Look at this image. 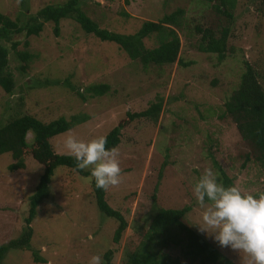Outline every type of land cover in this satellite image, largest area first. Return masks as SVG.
I'll return each mask as SVG.
<instances>
[{"label":"rangeland","instance_id":"rangeland-1","mask_svg":"<svg viewBox=\"0 0 264 264\" xmlns=\"http://www.w3.org/2000/svg\"><path fill=\"white\" fill-rule=\"evenodd\" d=\"M64 0H0V12L17 23L25 21L46 4ZM194 0H85L84 13L100 27L129 34L142 20L157 21L176 8L183 13L172 26L179 39V62L143 64L111 41L84 32L69 18L59 20L58 35L52 21L44 22L37 35L17 33L0 41L7 49V70L14 87L6 93L0 87V122L27 113L47 122L71 115L85 116L64 132L49 139L55 153L70 155L63 142L68 134L88 141L119 128L121 183L104 191L106 202L125 218L119 240L111 239L116 221L100 212L93 201L89 181L72 169L57 166L49 181L48 195L36 208L27 248H9L0 264H89L93 255L111 251V261L123 264L125 253L139 249L152 215L159 208L189 210L180 218L183 225L200 234L233 264H247L243 253L221 248L202 226V209L193 186L205 168L223 171L229 183L242 192L258 196L264 192V174L249 161L241 166L244 146L229 118L222 119L223 102L236 88L247 61L264 91V0H235L228 21L215 12L213 4ZM128 16L121 15V11ZM209 27L217 35L229 27L224 57L197 48L200 33L194 26ZM24 40L27 45H24ZM31 58L20 71V61L10 47ZM144 47L157 45L151 34ZM181 63H187L183 65ZM104 83L102 95L80 97L71 87L85 88ZM158 109V112L156 109ZM140 113L129 118L127 113ZM215 161L220 171L215 168ZM14 162L9 153L0 154V244L20 235L42 165L28 156L23 167L8 170ZM161 177L157 174L160 171ZM222 181V176L218 178ZM156 186V188H155ZM159 238V239H157ZM144 239V240H143ZM185 234L172 226L167 233L153 236L150 251L177 258L181 264L201 263L183 256ZM43 259L34 261L32 252ZM214 264H219L214 263Z\"/></svg>","mask_w":264,"mask_h":264},{"label":"trees","instance_id":"trees-1","mask_svg":"<svg viewBox=\"0 0 264 264\" xmlns=\"http://www.w3.org/2000/svg\"><path fill=\"white\" fill-rule=\"evenodd\" d=\"M201 2L205 6L213 4L211 8L224 16L228 21L232 18L231 9L235 0H194ZM85 0H64L55 4H46L40 7L32 15L21 23L17 19H10L0 12V41H9L11 35L22 33L23 36L37 35L44 22L52 21L54 26L52 32L58 35L59 20L69 18L76 22L79 27L86 33H92L99 40L111 41L118 45L131 59H138L141 63L147 64H165L179 62L177 53L179 49V39L176 31L172 26H178L179 16L183 13L181 8L163 14L157 21L142 20L138 29L129 34L117 33L106 28L100 27L95 21L87 16L81 9V3ZM128 16L124 10L120 13ZM194 29L200 33V41L197 48L206 53H213L218 60L224 57L226 49V38L229 34V27L224 25L216 35L209 27H200L195 25ZM154 34L157 39V45L151 48L144 47L142 39ZM18 41L10 43L11 49L20 61V71L27 68L26 60L31 58L30 53L17 51L15 49ZM24 45L27 41L24 40ZM7 49L0 43V87L4 92L10 93L14 87L12 74L7 70ZM187 65V63H181ZM244 70L240 76L239 82L228 97L223 102V111L219 115L222 119L229 118L233 123L238 138L242 145H245L243 151V161L241 166L246 165L249 161L254 162L264 174V91L257 81V74L247 61H243ZM71 90L82 97L84 92L89 95H102L108 90V85L104 83L91 84L85 88L71 87ZM158 109L156 111L158 112ZM128 119L138 117L140 113H127ZM85 116L71 115L66 120L58 117L47 122H43L34 116L22 113L4 122H0V154L9 153L14 162L10 163L8 170L22 168L23 160L30 156L36 162L42 165V172L39 174L37 182L34 185L33 192L28 196L27 213L23 218V226L20 235L16 238L9 239L7 242L0 244V262L9 248H27L32 229L30 223L36 215V208L39 203L48 195L49 181L57 166H64L72 169L84 177L90 176V169L80 171L76 168V161L71 155L58 154L52 151L49 139L61 132L72 127L73 124L84 121ZM124 120L120 121L115 127L111 128L104 136L107 137L106 147L111 149L119 141V128ZM215 168L220 171L217 163L213 161ZM160 171L157 177H161ZM222 182L229 183L223 171H220ZM91 187L94 204L97 209L105 216L111 217L116 221V227L112 233V241L116 243L122 231L126 227L125 218L121 213L110 206L104 198V189L97 188L95 181L89 182ZM156 188V186H155ZM189 210L185 205L180 208H159L152 215L144 234L145 241L141 243L139 249L126 252L123 264H181L177 258L168 255L157 254L150 251L151 240L153 236L158 237L161 233H167L170 227L176 226L185 234V243L183 245V256L190 258V261L197 258L199 262L233 264L228 259L223 258L216 248L210 244L200 234L194 232L191 228L186 227L180 221V218ZM143 239V240H144ZM159 239V238H157ZM111 251L108 249L103 252L104 264H114L110 258ZM34 261H43L35 251L32 252Z\"/></svg>","mask_w":264,"mask_h":264},{"label":"clouds","instance_id":"clouds-1","mask_svg":"<svg viewBox=\"0 0 264 264\" xmlns=\"http://www.w3.org/2000/svg\"><path fill=\"white\" fill-rule=\"evenodd\" d=\"M104 135L88 141L68 134L63 145L80 171L90 169L89 182L107 190L121 183L119 150L107 148ZM220 173L205 168L193 186L197 204L203 210L201 231L212 234L221 248L243 253L247 264H264V192L258 196L238 186L225 187ZM89 264H104L102 255H93Z\"/></svg>","mask_w":264,"mask_h":264}]
</instances>
